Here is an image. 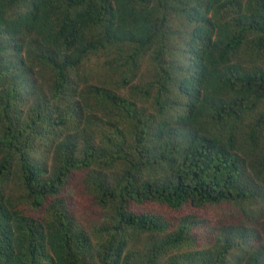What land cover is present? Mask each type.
Here are the masks:
<instances>
[{"label":"trees","instance_id":"16d2710c","mask_svg":"<svg viewBox=\"0 0 264 264\" xmlns=\"http://www.w3.org/2000/svg\"><path fill=\"white\" fill-rule=\"evenodd\" d=\"M0 264H264V0H0Z\"/></svg>","mask_w":264,"mask_h":264},{"label":"rangeland","instance_id":"374dc122","mask_svg":"<svg viewBox=\"0 0 264 264\" xmlns=\"http://www.w3.org/2000/svg\"><path fill=\"white\" fill-rule=\"evenodd\" d=\"M229 209H231V208H229ZM201 215L203 216V213L201 212ZM204 216H205V218H207V215L204 213Z\"/></svg>","mask_w":264,"mask_h":264}]
</instances>
